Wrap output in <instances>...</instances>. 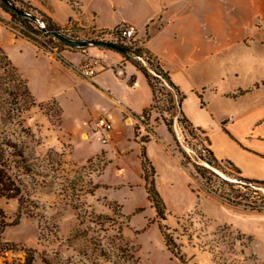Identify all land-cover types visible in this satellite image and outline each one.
<instances>
[{"label":"rangeland","instance_id":"374dc122","mask_svg":"<svg viewBox=\"0 0 264 264\" xmlns=\"http://www.w3.org/2000/svg\"><path fill=\"white\" fill-rule=\"evenodd\" d=\"M8 1L70 38L99 39L98 31L77 20L81 0ZM16 23L0 6V40L24 36L13 28ZM246 25L241 65L215 66L195 75L193 82L199 89L215 83L220 91H226V97L237 93L238 87L248 89L253 92L241 103L261 107L264 18L255 16ZM43 40L56 46L58 54L37 46L57 58L66 49L87 50ZM89 66L93 67L94 61L86 60L78 71L92 82L82 73ZM235 71L239 77L222 80V73ZM206 89L200 100L195 93H186L188 115L201 121L207 120L210 112L216 120L235 113L238 102L213 92L215 86ZM158 96L156 115L150 119L145 115L148 122L141 123L132 115L135 112L124 108L128 122L139 126L138 136L131 139L139 146L127 140L129 131L120 144L110 146L111 141L102 143L101 132L92 130L97 112L89 116L75 99H64L63 106L56 99L38 101L0 53V148L10 152L8 146H15L26 160V168H17L9 158L11 172L20 181L21 197H0V208L7 222L13 223L3 233V241L12 249L0 255V264L23 263L30 249L35 264H264V208L250 210L221 196L230 188L220 178L235 180L228 174L231 167L221 161L220 167L210 166L203 150L209 148L205 135L190 134L181 116L172 120L175 109L169 97ZM207 102L208 111L201 108V103L205 106ZM164 118L170 126H160ZM142 145L155 170L154 185L165 205L164 218L146 190ZM202 166L215 168L221 177L210 176ZM205 181L213 186L212 192ZM235 188L252 201L259 202L264 195ZM165 236L173 241L170 248Z\"/></svg>","mask_w":264,"mask_h":264},{"label":"crops","instance_id":"0c3cea01","mask_svg":"<svg viewBox=\"0 0 264 264\" xmlns=\"http://www.w3.org/2000/svg\"><path fill=\"white\" fill-rule=\"evenodd\" d=\"M81 1L82 12L77 20L84 27L100 32L133 25L139 45L158 58L172 82L185 95L181 110L193 125L207 131L209 148L215 157L233 162L243 177L264 180V106L241 103L253 91L238 87L237 93L226 97V91H220L215 83L209 84L215 86L213 92L219 96L238 102L233 115L219 120L210 112L207 120L196 121L185 109L186 93H195L200 100L209 86L201 89L195 86V75L210 68L214 70L215 66L241 65V41L248 36L246 24L255 16L264 18V0ZM24 37L0 40V48L38 101L56 99L63 106L64 99H75L89 116L97 112L94 119L106 117L113 129L101 134L104 135L102 143L107 138L104 144L109 141L110 146L120 144L127 131V140L136 138L139 126L128 122L124 108L135 114L143 113L154 103V94L145 73L135 62L116 49L103 47L77 52L66 49L57 58ZM86 60L94 61L92 82L78 71ZM239 75L237 71L222 73L221 78L226 82ZM201 108L208 111V102L205 106L201 103ZM155 115L152 111L147 117ZM213 122L217 125H212ZM133 142L136 146L140 144Z\"/></svg>","mask_w":264,"mask_h":264},{"label":"trees","instance_id":"16d2710c","mask_svg":"<svg viewBox=\"0 0 264 264\" xmlns=\"http://www.w3.org/2000/svg\"><path fill=\"white\" fill-rule=\"evenodd\" d=\"M0 6L6 12L10 13L15 19V21L18 22V24L16 23V25L23 27L21 31L24 36H27L28 38L34 40L35 43L38 44L39 41H37L34 35H41L43 38L55 40L58 44L66 46L61 41L55 39V37L52 36L53 33L58 32V28H56L55 25H46V31H44L36 22L23 17L19 12L13 10L9 4L5 3L2 0H0ZM48 20L50 19L48 18ZM111 31H115L116 35L119 32V27L115 28L114 30L100 31L97 36H99L98 38H101L103 34L110 33ZM118 40L119 41L117 43H114L113 41L107 42L113 44L116 47L117 51L122 53L128 60L135 62L143 70L152 88L154 94V103L151 105L150 108L145 110L143 114L148 115L158 108V102L160 101L158 93H161L162 95L169 97V103H171L172 108L175 109V112L172 114V120L176 116H181L183 118L182 121L185 124L186 129L189 131V133L195 135L197 134V132H199L205 135V141L209 146L210 140L206 136L207 131L202 129L201 127L193 125V123L188 120L183 114L181 107L182 102L185 99V95H183L179 88L172 82L169 74L162 68L158 58L154 56L151 52L140 46L138 41L124 44L123 42H121L120 39ZM0 53L7 60V64L12 66L13 69L16 70L15 66L12 64L8 56L4 53L1 48ZM164 121L166 125H171V122H169L167 119L164 118ZM136 136H138L137 133ZM145 142L146 141H143V143ZM8 148H11L12 151L9 152L6 149H3L2 147L0 148V197H4L7 199H20V181L17 179L16 175L11 172L12 167L11 165H9V158H12V161L17 165V168H26V160L22 152L18 151L17 147L8 146ZM203 150L206 151L208 155L207 163L215 168L220 167V161L215 157L213 151L210 148H203ZM141 159L143 175L144 180L146 182V190L149 194V199L156 208L158 215L161 218H164L165 205L159 192L155 188V170L151 161L148 158L145 145L141 146ZM221 162H226L231 167V172H228V174L234 177V181H232L231 179L225 180L221 176L220 178L219 174H217L214 169L202 166V169L205 173H209L210 176H216L220 178L224 184L229 186L230 192H227L226 195L221 196H224L225 199H227V201L233 205H243L244 207L249 208L250 210L262 211L264 208V205H262V203L264 202V195L260 199L261 201H252L250 197H247L245 193L242 192L240 189H236L235 186L251 190L256 193H261L260 188H264V180H255L243 177L240 169L235 166L233 162H231L230 160H222ZM204 185L210 192L214 190L213 186H211L210 183L205 181ZM11 225H13V223L7 222L6 215L3 209L0 208V255H4L7 251L12 249L8 242L3 241V233L5 229ZM165 240L168 247L170 248V246L173 244L172 239L168 236H165ZM34 261L35 254L34 251L30 249L27 251L25 261L23 263H20L19 261L18 264H35Z\"/></svg>","mask_w":264,"mask_h":264},{"label":"built area","instance_id":"2783aa9c","mask_svg":"<svg viewBox=\"0 0 264 264\" xmlns=\"http://www.w3.org/2000/svg\"><path fill=\"white\" fill-rule=\"evenodd\" d=\"M13 28L16 30L17 33L24 35L21 31L23 27L16 25ZM34 36L37 39V41H39L38 45L40 47L52 51L54 55L58 54V49L56 46H51L47 41L43 40L41 35H34ZM118 39H120L121 42H123L124 44L137 41L135 27L133 25H125L119 28L118 34L115 35V31H111L110 33L103 34L102 37L99 38V41H103V42L113 41L114 43H117L119 41ZM82 73L90 80H93L94 75H95V70L93 67L89 66V67H86L82 71ZM132 115L136 117L137 119H139L141 123H145L147 121L143 113H139V114L132 113ZM112 129H113V125L106 117H98L95 119L93 123V130L95 132H99V133L101 132L102 134H104V133H109ZM103 142L106 143L107 138H104Z\"/></svg>","mask_w":264,"mask_h":264},{"label":"water","instance_id":"95a60500","mask_svg":"<svg viewBox=\"0 0 264 264\" xmlns=\"http://www.w3.org/2000/svg\"><path fill=\"white\" fill-rule=\"evenodd\" d=\"M2 1L9 4L13 10L19 12L23 17L36 22L44 31H46V25L44 22H42L40 20V18H38L37 16H35L29 12H25V11L13 6L11 4V2L8 0H2ZM52 36L55 37L56 39H58L59 41H61L66 46L71 47V48L86 49L89 47H103V48H108V49H116V47L113 44L103 42V41H99L96 39L95 40H93V39H73V38H70V37H68L62 33H59V32L53 33ZM212 169L217 171L215 168H212ZM260 190L262 192H264V188H260Z\"/></svg>","mask_w":264,"mask_h":264}]
</instances>
